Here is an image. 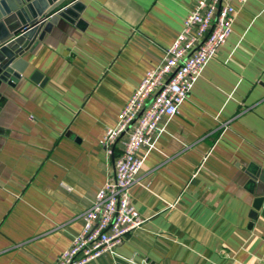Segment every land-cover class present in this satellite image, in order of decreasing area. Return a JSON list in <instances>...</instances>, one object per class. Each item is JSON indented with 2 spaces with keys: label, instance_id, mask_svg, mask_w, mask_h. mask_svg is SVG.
Masks as SVG:
<instances>
[{
  "label": "crops",
  "instance_id": "crops-1",
  "mask_svg": "<svg viewBox=\"0 0 264 264\" xmlns=\"http://www.w3.org/2000/svg\"><path fill=\"white\" fill-rule=\"evenodd\" d=\"M0 98V264H56L113 173L100 141L163 59L196 0H68ZM144 156L132 202L144 223L86 264H264V0L238 10L177 114ZM263 176V174H262Z\"/></svg>",
  "mask_w": 264,
  "mask_h": 264
},
{
  "label": "built area",
  "instance_id": "built-area-1",
  "mask_svg": "<svg viewBox=\"0 0 264 264\" xmlns=\"http://www.w3.org/2000/svg\"><path fill=\"white\" fill-rule=\"evenodd\" d=\"M247 0H196L182 29L163 59L150 69L120 110L116 125L108 128L100 144L114 156L112 175L95 193L81 216L82 229L56 264H86L101 255H115L126 236L144 223L132 199L144 156L161 131L164 119L177 114L180 105L232 33L235 17ZM126 264H148L127 259Z\"/></svg>",
  "mask_w": 264,
  "mask_h": 264
},
{
  "label": "water",
  "instance_id": "water-1",
  "mask_svg": "<svg viewBox=\"0 0 264 264\" xmlns=\"http://www.w3.org/2000/svg\"><path fill=\"white\" fill-rule=\"evenodd\" d=\"M67 1L0 0V92L2 85L13 87L22 77V55L36 40L60 19L72 24L78 19L79 3ZM249 171L248 188L254 190L258 206L264 198V172Z\"/></svg>",
  "mask_w": 264,
  "mask_h": 264
}]
</instances>
